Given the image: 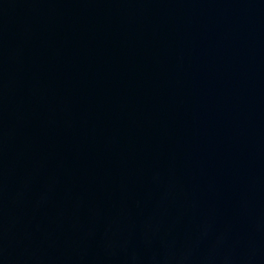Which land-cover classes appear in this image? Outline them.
Wrapping results in <instances>:
<instances>
[{"label":"water","instance_id":"1","mask_svg":"<svg viewBox=\"0 0 264 264\" xmlns=\"http://www.w3.org/2000/svg\"><path fill=\"white\" fill-rule=\"evenodd\" d=\"M0 264H264V0H0Z\"/></svg>","mask_w":264,"mask_h":264}]
</instances>
